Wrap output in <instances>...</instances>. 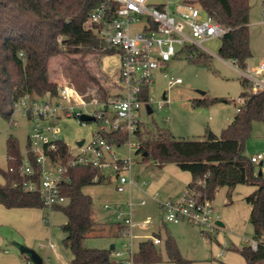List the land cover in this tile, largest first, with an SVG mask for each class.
<instances>
[{
    "label": "trees",
    "instance_id": "1",
    "mask_svg": "<svg viewBox=\"0 0 264 264\" xmlns=\"http://www.w3.org/2000/svg\"><path fill=\"white\" fill-rule=\"evenodd\" d=\"M211 18L226 31L220 38L218 56L223 60H235L240 69L247 66L252 56L249 46L250 0H194ZM99 0H0V116L10 119L14 104L23 96H55L57 82L50 79V61L64 56L61 64L68 81L82 97L96 98L106 103L117 93L118 85L102 81L92 73L87 64L89 55L100 57L119 53L105 45L92 27L85 22ZM160 6V5H159ZM190 61L207 64L208 56L194 46L181 49ZM197 54V55H196ZM191 55V56H189ZM247 87V81L241 80ZM144 89L143 99H148ZM239 111L220 135L209 129L197 138L175 137L169 130L137 122L133 130L138 140L136 153H142L144 161L154 160L160 166L172 163L191 175L186 187L196 185L202 196L213 201L217 192L226 187L231 191L236 185H250L254 189L245 196L249 205L248 221L253 228V239L258 241L256 250L249 245L230 249L239 254L245 264H264V174L258 173L255 163L245 154L244 142L250 134L253 120L264 122V91L240 94L245 97ZM216 100V99H215ZM214 99H196L194 107L208 106ZM107 141L120 145L127 138L124 131L110 132ZM65 142L57 143L61 161L67 159ZM7 168L0 170L4 183L0 184V204L5 208H43L37 193L21 189V176L17 166L22 158L18 142L13 137L6 140ZM12 168L13 170H9ZM69 180L61 184L66 197L63 204L53 209L61 211L66 221L61 225L64 234L62 244L71 253V264H109L112 250L88 248L84 238L98 223L92 219V197L83 188L104 181L101 169L93 166H72ZM15 184V185H14ZM115 224V223H114ZM112 224V225H114ZM117 231L121 226L116 224ZM155 236L159 237L158 234ZM166 261L172 264H188L174 239L167 235L164 241ZM133 264H155L162 261L160 249L152 239L139 241L132 256Z\"/></svg>",
    "mask_w": 264,
    "mask_h": 264
},
{
    "label": "rangeland",
    "instance_id": "2",
    "mask_svg": "<svg viewBox=\"0 0 264 264\" xmlns=\"http://www.w3.org/2000/svg\"><path fill=\"white\" fill-rule=\"evenodd\" d=\"M262 12H264V0H250L248 28L252 56L248 59L247 65L251 68L260 61H264V16H262ZM201 16L205 17L203 13ZM141 22L133 23L131 31L137 30ZM219 45L220 38L210 39L203 43L210 53L198 50L208 56L207 64L190 61L184 52H179L164 64L162 70H156L149 92L152 111L148 113L145 106H141L139 110L134 111L137 121L148 126L156 124L162 129L169 130L175 137L197 138L202 136L207 129L220 135L222 129L237 113L239 96L243 91H249V84L247 83V87H244L241 84L243 77L238 69L232 66L228 60H223L218 56ZM102 58L103 56L89 55L87 57L88 67L102 81L113 84L115 82L118 85L119 53L106 55ZM65 61L64 56L53 57L50 61V79L56 81L57 86L68 81L66 73L61 67ZM162 71L166 72L167 78L163 77ZM175 77L181 78L182 82L168 85L167 79ZM200 91L204 93L201 94ZM163 95L165 100L158 108L159 102L163 101ZM202 98L216 100L208 106L194 107L192 105V101ZM95 109L100 108L93 104L79 105L74 108V111L93 112ZM108 112L110 118L111 112L110 110ZM11 120L16 123L12 124ZM99 124L100 122L97 120L81 124L74 116L65 117L57 123L58 137L68 145H73L74 142L82 138H88L90 132L97 129ZM31 127L32 120L23 114L21 108L15 107L9 120L0 116V170H5L8 164L6 158L7 138H15L18 142V149L23 153L28 147V135ZM137 145L136 136L129 134L122 144H113L112 147L114 157L126 161L120 173L133 181L131 190L134 212L131 226L127 228L128 234L119 236L117 227L111 226L115 213L121 212L125 215L127 212V205L120 204V200L123 199L128 189L123 193H118L115 189L117 172L112 167H106L102 170L104 175L102 183L83 188L84 192L93 199L92 219L98 223L94 230L84 238V246L108 248L110 244H113L115 250H119L121 253L117 256L112 250L109 264H131L128 258L129 252L125 246L128 245L131 252H136L139 241L152 239L155 234H158L160 243L156 246L160 249L162 261L155 264H172L165 261L167 257L164 248V241L167 235H170L181 256L189 261L188 264H225L228 258L232 259L233 264H244L242 257L230 249L232 245L238 247L247 245V242L253 237V228L248 221L249 205L243 200L242 191H239L242 187L231 191L222 187L212 201L223 226L201 232L203 228L184 222L164 223L161 217L163 211L159 207V202L167 199L176 200L182 190L173 193L174 189H172V194L169 197H164L162 194L164 185H161L155 189L158 195L156 192L151 197L141 195L140 192L144 186L142 184L157 181L164 167L155 163L154 160L144 161L142 153L135 152ZM244 149L247 156L264 152V122L252 121L250 134L244 142ZM106 157L108 160L112 159L111 156ZM255 165L264 174V162H258ZM172 166L177 168L174 164ZM171 181L172 178L168 176L165 183ZM2 183H4V179L0 172V184ZM253 189L254 187L250 192ZM141 199L145 200L144 206L138 205ZM105 203L107 208L103 207ZM38 210V222L43 220L47 227H51L50 236L47 235L48 233L40 235L37 231L36 217L11 229L5 227L7 235H13V238L6 241L0 248V264H12V259L7 257L12 252L17 255V258H20V252L14 243L24 244L35 250L41 257L42 264H71V253L62 244L61 225L66 221L64 214L55 209L38 208ZM145 217L149 218L148 223H144ZM113 233L119 237H114ZM29 238L32 244L27 245L25 240ZM22 262L20 261V264H33L30 260Z\"/></svg>",
    "mask_w": 264,
    "mask_h": 264
},
{
    "label": "built area",
    "instance_id": "3",
    "mask_svg": "<svg viewBox=\"0 0 264 264\" xmlns=\"http://www.w3.org/2000/svg\"><path fill=\"white\" fill-rule=\"evenodd\" d=\"M139 21H142L139 28L132 32V24ZM85 24L92 27L105 45L119 50L117 93L109 97L106 103H102L96 98L80 96L72 86L61 85L58 86L55 96H23L14 104V108H21L23 114L32 120L28 147L22 153L17 166L21 176L19 186L24 191L37 193L43 208L49 210L55 205L65 203L66 197L62 194L61 184L69 180L67 172L72 166H93L101 170L106 167L114 168L117 172L115 189L118 193L133 185L131 179L120 173L126 161L114 157L113 143L107 141L104 136L117 131H124L128 136L133 134L138 122L134 111L139 110L141 106L150 107L149 94L147 101L143 99V94L146 87L148 93L150 92L155 71L162 70L166 62L187 46L210 53L203 43L221 38L226 31L194 0H99L90 11ZM229 62L249 84L248 94L264 91V61H260L253 68L247 65L244 69L238 68L235 60ZM162 75L168 77L163 71ZM181 82L179 77L167 79L168 85ZM162 98L158 108L162 106L165 96ZM245 99L246 96H239L237 111ZM92 104L100 109L93 112L74 111L76 106ZM108 110L111 112L110 118ZM83 114L94 116L93 121H99V126L90 132L88 138L80 139L81 144H77V141L73 145L65 143V161H61L59 155H55L53 159L51 153L57 150V143L63 141L58 137L57 123L62 118L72 116L81 124L92 121L82 120ZM11 123L16 122L11 120ZM106 156H111L112 159L108 160ZM250 159L255 164L260 163L264 161V152H259ZM199 184H202V180L196 181V185ZM196 185L186 187L176 200L159 202L164 223L184 222L203 228L201 232L219 226L217 221L220 217L214 210L212 201L202 196ZM139 204L144 205L145 200L141 199ZM127 207L125 215L117 212L114 216V223L121 226L119 236L127 235V228L132 223L133 210L130 202ZM104 208H107V204ZM148 222L149 218L145 217L144 223ZM152 241L154 244L160 243L157 236H154ZM247 243L252 250H256V239L252 238ZM125 247L133 264L134 252L130 251L128 245ZM113 250L117 256L120 255L119 250Z\"/></svg>",
    "mask_w": 264,
    "mask_h": 264
},
{
    "label": "crops",
    "instance_id": "4",
    "mask_svg": "<svg viewBox=\"0 0 264 264\" xmlns=\"http://www.w3.org/2000/svg\"><path fill=\"white\" fill-rule=\"evenodd\" d=\"M152 1H154V2H163L164 0H152ZM170 5H172V4H170ZM262 16H264V12H262ZM248 27H249V23H248ZM104 57L105 56H103V58ZM118 66H119V64H118ZM253 155H255V154H252L249 157H251ZM262 162H264V161H262ZM163 167H164L163 171L160 174V176L158 177L157 181H151L148 184H145V183L142 184L144 186L142 187L143 189L140 192L141 195H145L147 197H151V195H153L154 192H156L155 189L158 186H161V185H164V188L162 189V194L164 195V197H169L172 194L171 193L172 189H174L173 193H175V192H180L181 190L183 191L186 188V185L191 180V175H190L189 172H188L189 174H186L187 171H183V170L179 169L177 166H176L177 168H174L175 166H172V164H166V165H163ZM168 176H170L172 178V181L168 182V183H165V180L168 178ZM239 187H242L239 191H242L241 193L243 194L242 195L243 196V200H245L244 199L245 196L247 195L248 192H250V190H252L253 186L238 184L233 189L237 190ZM175 190H177V191H175ZM83 192H84V190H83ZM156 195H158V192H156ZM120 202H121L120 204H123V205L124 204L127 205V203L130 202L131 206H132V210L134 212V207H133V202H132L131 186H130V188H128L127 192L125 193L123 199L120 200ZM139 202H138V205H140ZM144 205H140V206H144ZM248 209L250 210L249 206H248ZM38 214H39L38 208H34V207L5 208V207H3L0 204V248H1L2 245H4L6 243V241H8V240L13 238L12 237L13 235H7V230H6L5 227H9L10 229L14 228L16 225H19L20 223L26 222L28 219L34 218V217H36V219H37L36 220V224L38 226L36 227V229H38L37 231L40 233V235H44V234L46 235V233H48L47 235L50 236L51 227H47L44 224L43 220H42V222H40V221L38 222V219H39L38 216H37ZM115 214H114V216H115ZM113 224H114V218H113ZM115 225L116 224L111 225V226H115ZM116 230H117V228H116ZM113 235H114V237H119L118 235H115V233H113ZM63 237H64V234H63ZM30 240H31L30 238L26 239L25 243L27 245L32 244ZM110 245H113V244H110ZM110 245H109V247H110ZM113 249H114V245H113V248L111 250H113ZM233 253H235V252H233ZM235 254H237V253H235ZM237 255H239V254H237ZM7 257H9V259H12V261H13L12 264H15V263H19L20 264V261L25 262V261L29 260V258L27 256H25L24 254H21V253H20V256H19L20 258H17V255L15 253H13V252L11 254L7 255ZM226 262L227 263H225V264H233L231 258H228V260ZM244 264H245V262H244Z\"/></svg>",
    "mask_w": 264,
    "mask_h": 264
},
{
    "label": "water",
    "instance_id": "5",
    "mask_svg": "<svg viewBox=\"0 0 264 264\" xmlns=\"http://www.w3.org/2000/svg\"><path fill=\"white\" fill-rule=\"evenodd\" d=\"M201 94H203L204 92L203 91H200ZM106 108V106H105ZM146 109H147V112L150 113L151 112V109L149 106H146ZM81 119L82 120H94V116H90V115H85L83 114L81 116ZM82 140L80 141H77V144H81ZM261 169L258 170V173H261ZM217 224L219 226H222V222L219 220L217 221ZM15 246L17 247L18 251L21 253V254H24L25 256H27L29 258V260L33 263V264H42V259L41 257L39 256V254L33 250L32 248L24 245V244H20V243H14ZM113 248V245H110L109 249L111 250Z\"/></svg>",
    "mask_w": 264,
    "mask_h": 264
}]
</instances>
